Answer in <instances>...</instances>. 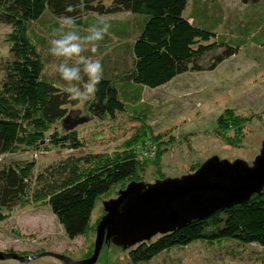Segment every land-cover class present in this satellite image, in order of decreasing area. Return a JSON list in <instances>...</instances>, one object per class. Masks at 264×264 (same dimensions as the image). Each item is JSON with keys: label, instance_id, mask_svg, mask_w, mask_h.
<instances>
[{"label": "trees", "instance_id": "1", "mask_svg": "<svg viewBox=\"0 0 264 264\" xmlns=\"http://www.w3.org/2000/svg\"><path fill=\"white\" fill-rule=\"evenodd\" d=\"M69 3L76 4L79 0H0V23L10 27L6 36L9 55L0 65L3 73L0 156L24 153L33 156L54 149L78 150L84 145L78 130L66 124L69 108L77 102L69 100L64 87L44 75L42 52L26 32V26L46 13L57 20L62 14L74 15L77 21L92 13L134 15V38L125 37L134 31L124 21L115 29L124 39L112 46L117 45L114 50L127 49L129 62L119 72L114 71L118 73L115 75L103 70L95 98L86 103L88 113L99 118L119 111L139 110L146 87L157 88L188 72L214 70L224 60L239 54L248 38L242 35L247 33V28L242 26L231 35L220 32L223 4L219 1L193 0L188 15L189 0H84L83 9L65 13ZM243 3L251 9L246 22L253 25L252 32H257L254 41L262 45L264 0ZM52 26L57 28V21ZM37 37L41 38L42 46H50L43 37ZM219 121L225 126L228 123L222 118ZM150 144L141 138L134 154L106 165L96 163L91 168L83 166L92 164L94 157L85 154L51 161L36 172L37 162L33 158L2 160L0 210L44 200L70 238L81 236L88 229L98 198L114 184L135 176L136 154L140 150L144 153ZM225 238L243 244L255 243L264 252V189L245 204L194 220L156 239L139 242L132 248L131 256L136 262L145 261L176 245Z\"/></svg>", "mask_w": 264, "mask_h": 264}, {"label": "rangeland", "instance_id": "2", "mask_svg": "<svg viewBox=\"0 0 264 264\" xmlns=\"http://www.w3.org/2000/svg\"><path fill=\"white\" fill-rule=\"evenodd\" d=\"M209 1L223 4L220 32L231 35L238 27L247 28L248 34H242L248 36L246 46L244 44L239 54L224 60L214 70L188 72L157 88H144L137 111H119L99 118L88 113L86 103L70 106L66 124H70L71 129L76 128L82 136L84 145L81 149H54L33 156L28 153L0 156V161L33 158L37 162L36 172L51 161L85 154L94 157L92 164L83 166L91 168L96 163L106 165L134 154L135 145L141 138L152 144L144 153L140 150L136 154L138 169L135 176L114 184L98 198L88 229L81 236L70 238L44 200H32L23 206L0 210V253L19 255L6 257L0 254V264H74L63 259L65 256L77 262L89 260L96 253L100 223L109 213L112 202L131 185H142L147 189L162 182L184 179L214 158L231 163L241 160L255 166L264 148V44L254 41L257 32H252L253 25L246 22L251 9L244 0ZM192 5L193 0H189L187 15ZM101 19L110 22L109 33L105 41L100 42L96 54L85 52L84 55L100 59L103 70L115 75L129 62L130 55L125 48L113 49L118 45L117 41L124 39L115 29L128 21L127 25L134 32L125 37L134 38L135 18L130 12L92 13L77 21L76 27L83 34L90 24ZM56 21L52 14L46 13L42 19L26 26V32L42 52L44 75L65 87L53 70L56 61L49 54V46H42L41 38L37 37L39 43L36 38L39 35L48 43L54 29L52 24ZM9 31L10 27L0 23V65L9 55L6 42ZM115 43L117 45L112 48ZM2 77L0 69V79ZM221 118L228 121L226 126L219 121ZM124 205L118 209L115 221H110L102 232L101 247L93 264H264L262 246L227 238L199 239L176 245L149 260L136 262L131 256L134 246L172 230L161 231L160 226L151 223L152 220L146 226L147 218H150L139 215L135 218L136 225L147 229L138 236L139 230L126 228L122 213L126 208Z\"/></svg>", "mask_w": 264, "mask_h": 264}, {"label": "water", "instance_id": "3", "mask_svg": "<svg viewBox=\"0 0 264 264\" xmlns=\"http://www.w3.org/2000/svg\"><path fill=\"white\" fill-rule=\"evenodd\" d=\"M263 189L264 148L253 167L241 160L231 163L214 158L196 173L184 179L162 182L147 189H144L142 185H131L112 202L108 209L109 213L99 225L98 236L100 235L101 238L108 223L115 221L122 204L126 207L122 212L125 216L126 228L129 227L130 231L139 230V236L147 229L136 225L135 218L137 219L139 215H147L150 218H147L146 226L152 220L151 223L154 226H160L161 231L174 230L194 220L208 218L217 211L245 204L254 194L261 193ZM139 225L142 226V224ZM100 238L95 256L80 262L95 263L101 247ZM3 255L19 256L17 253ZM63 259L80 264L66 256Z\"/></svg>", "mask_w": 264, "mask_h": 264}, {"label": "clouds", "instance_id": "4", "mask_svg": "<svg viewBox=\"0 0 264 264\" xmlns=\"http://www.w3.org/2000/svg\"><path fill=\"white\" fill-rule=\"evenodd\" d=\"M84 8V0L79 3H69L65 13L76 12ZM58 27L52 31L49 40V54L55 59L53 70L65 83L63 91L71 101L84 104L93 100L98 91V85L103 79V65L100 59L85 52L96 54L100 42L109 33L110 22L98 20L90 24L81 34L77 29V17L62 14L58 18ZM83 82V83H81Z\"/></svg>", "mask_w": 264, "mask_h": 264}]
</instances>
